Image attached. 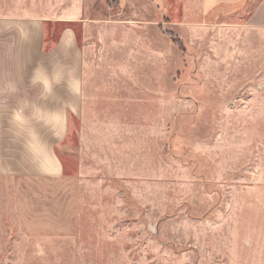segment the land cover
Returning <instances> with one entry per match:
<instances>
[{"label":"rangeland","instance_id":"rangeland-1","mask_svg":"<svg viewBox=\"0 0 264 264\" xmlns=\"http://www.w3.org/2000/svg\"><path fill=\"white\" fill-rule=\"evenodd\" d=\"M186 3L0 0L18 24L79 8L97 22L72 26L78 45L97 50L102 32L127 59L93 71L109 98L82 121L68 111L61 180L0 178V264H260L264 41ZM62 26L45 25V45ZM82 127L95 134L80 143Z\"/></svg>","mask_w":264,"mask_h":264},{"label":"crops","instance_id":"crops-1","mask_svg":"<svg viewBox=\"0 0 264 264\" xmlns=\"http://www.w3.org/2000/svg\"><path fill=\"white\" fill-rule=\"evenodd\" d=\"M163 1L153 0L158 12ZM186 1L185 7L198 10L201 23L215 9L221 18L217 22L237 26L239 42L244 38L264 41V0ZM82 16V10L74 8L70 14L32 17L20 24L15 18L0 19V178L25 186L61 180L64 171L58 147L68 132V111L82 121L85 105L112 88L113 81L95 80L93 71L100 62L102 67L112 63L109 56L120 57L112 50L117 44L105 49V34L100 32L102 44L97 50L90 42L79 46L72 26L97 22ZM45 25H63L51 45L44 44ZM117 61L124 65L127 59ZM94 134L93 129L82 127L80 143L83 136ZM259 257L255 262L264 264V252Z\"/></svg>","mask_w":264,"mask_h":264}]
</instances>
